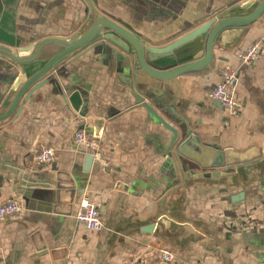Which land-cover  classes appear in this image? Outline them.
<instances>
[{
    "label": "crops",
    "instance_id": "crops-1",
    "mask_svg": "<svg viewBox=\"0 0 264 264\" xmlns=\"http://www.w3.org/2000/svg\"><path fill=\"white\" fill-rule=\"evenodd\" d=\"M245 1L0 0V42L23 46L20 56H29L46 38L73 37L95 11L147 45L164 47L213 17L246 15L258 5L245 9ZM205 39L161 62L201 56ZM257 41L264 44V14L222 31L211 66L171 80L135 70L126 52L103 41L58 70L64 82L88 93L84 114L50 82L23 97L19 113L0 123V204L11 197L22 204L18 214L0 218V264H164L162 248L176 253L167 264H264V54L250 65L239 59ZM58 50L47 45L21 65L0 54V109L17 81ZM225 64L239 69V113L209 95ZM137 96L179 129L176 143ZM98 118L104 119L100 147L77 145L76 131L95 135ZM188 128L192 133L181 143ZM46 146L55 157L38 163L35 155ZM61 173L79 190L70 204L69 193L57 198ZM85 198L98 205L103 230L77 222Z\"/></svg>",
    "mask_w": 264,
    "mask_h": 264
},
{
    "label": "water",
    "instance_id": "water-1",
    "mask_svg": "<svg viewBox=\"0 0 264 264\" xmlns=\"http://www.w3.org/2000/svg\"><path fill=\"white\" fill-rule=\"evenodd\" d=\"M256 2H258L257 7L249 14L227 17H224L221 14L217 17H213L196 27L190 33L164 47L147 45L146 42L125 27V25L120 21L106 15L99 14L95 11L91 12L85 24L86 28L79 30V32H77L73 37L68 39L53 37L46 38L33 46L34 51L29 56H20L19 53L23 52V46L11 48L7 44H3L4 42H0V54L6 57L10 62L18 65L30 63L36 60L43 52V48L47 45H55L59 47V50L48 58L47 62L40 70L26 79L21 78L17 81L16 89L13 95L7 98L1 106L0 123L14 114L17 115L22 107V105H19L21 99L23 97L24 100L27 99L31 96L35 89L48 82L53 83L56 86L65 101L71 103L76 111L84 114L85 111L82 110V107L84 103L88 101V93L81 90L73 83L64 82L62 80L64 75L58 70L62 64H67L80 53L91 50L103 41H109L115 46L121 48L127 53L128 57L132 58L135 70L141 69L155 79L171 80L180 75L206 69L211 66L214 61V45L222 31L229 28L247 26L258 20L264 14V0H247L244 2L243 8L248 9ZM204 35L206 36L205 50L201 56H192L195 57L193 60L180 64H177V62H182L179 60L171 64H167L168 62H161V60L166 58L171 60L175 59L176 57L174 51L177 48L192 40L203 37ZM217 102L220 101L217 100ZM137 103L146 107L157 120L172 131V143H176L180 135L179 129L165 120L142 96H137ZM177 117L180 118L186 126H189L184 117L179 115H177ZM103 123L104 119L102 118L95 120L94 134L96 136H100ZM191 133L190 128H188L185 136L180 142H186ZM88 157L90 159L93 158L91 154ZM61 175H64L65 178ZM71 183H73V179L71 177L65 175L64 173L59 174L57 182L58 191L56 192L58 195V201H60V198L64 193H69V198L66 200V203L70 204L75 195L79 194V190H77L76 187H73ZM119 186L124 189L126 188L124 184H120ZM65 188L69 189L65 190ZM37 235L38 234L35 236ZM38 238L41 240L39 235ZM40 245L41 247H45L44 243ZM61 252L62 251H59L58 253ZM164 264L167 263L164 262Z\"/></svg>",
    "mask_w": 264,
    "mask_h": 264
},
{
    "label": "built area",
    "instance_id": "built-area-1",
    "mask_svg": "<svg viewBox=\"0 0 264 264\" xmlns=\"http://www.w3.org/2000/svg\"><path fill=\"white\" fill-rule=\"evenodd\" d=\"M264 54V44L255 42L239 53V59L242 65H250L257 58ZM239 83V69L230 64H225L221 71V79L209 93L210 97L219 100L223 106L232 113H239L243 109L242 102L237 98ZM74 140L77 145H84L90 149H98L100 144L97 136L89 134L85 128L76 131ZM55 157V150L46 146L41 148L35 155L38 163L46 164ZM22 204L17 198L11 197L0 204V218L13 216L21 212ZM79 224H82L89 231H101L105 228V222L101 216L100 209L96 203L88 198L80 202L79 209L75 215ZM1 250V246H0ZM161 259L168 263L176 258V253L168 248L161 249ZM131 264H143L140 260H133Z\"/></svg>",
    "mask_w": 264,
    "mask_h": 264
}]
</instances>
